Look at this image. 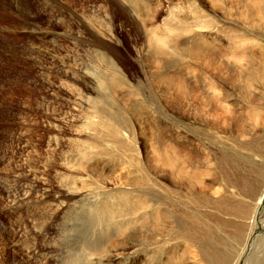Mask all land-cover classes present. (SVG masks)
I'll list each match as a JSON object with an SVG mask.
<instances>
[{
    "label": "rangeland",
    "instance_id": "obj_1",
    "mask_svg": "<svg viewBox=\"0 0 264 264\" xmlns=\"http://www.w3.org/2000/svg\"><path fill=\"white\" fill-rule=\"evenodd\" d=\"M67 5L82 15L81 28ZM263 7L264 0H0V264H76L78 244L100 230L85 232L77 218L92 207L132 206L146 192L175 218L185 207L223 210L214 203L226 199L228 164L217 156L241 154L246 133L264 138ZM75 60L88 81L58 77ZM96 75L116 82L110 99ZM96 110H109L110 121ZM199 195L207 207L192 202ZM257 219L241 264H256L264 251V204ZM40 225L48 226L43 235ZM175 236L170 259L200 264ZM33 244L46 248L44 261L30 259ZM133 246L114 264H146Z\"/></svg>",
    "mask_w": 264,
    "mask_h": 264
},
{
    "label": "bare ground",
    "instance_id": "obj_2",
    "mask_svg": "<svg viewBox=\"0 0 264 264\" xmlns=\"http://www.w3.org/2000/svg\"><path fill=\"white\" fill-rule=\"evenodd\" d=\"M262 9L264 10V7ZM64 11H68V13L72 15L71 19L76 23L74 25H77L78 28L82 27V15L77 14L71 5H69L66 10L64 9ZM261 11L262 10L259 12L263 15L264 12ZM69 21L63 22V24L68 29L69 33H75L74 26L70 25ZM76 33L79 35L80 30L78 29ZM74 46L76 48H82V41L79 36L75 38ZM74 62L76 68L73 70L68 69L66 73L58 77L61 78L62 81L66 78H70L74 83L88 81L90 76L83 74L78 60ZM105 63L112 68L114 67L113 61L109 58H106ZM94 79L98 85V89L101 90L105 96H108V98L117 88L116 82L107 76L100 77L96 75ZM96 112L104 115L109 119L108 121H110L109 110L103 112L96 110ZM245 138L250 139V142L247 143V140H244V138L241 139L244 141L239 140V147L242 150L241 154L230 157L223 152V154L217 156V159H221L228 164L226 170L227 175L224 177L226 178L224 189L226 199H221L214 203L215 207L223 210L204 209L200 211L198 208L189 209L185 207L180 210L182 215L175 218L174 216L164 214V211L157 204H149L150 202L154 203L152 197L149 199L146 198L147 195L152 194L151 192L142 194L138 201L132 206H129L130 202L126 200L116 203L112 206L110 211L101 209L103 212H95L93 210L89 213V209H87L84 211L83 216L80 215L77 218V221L82 224V229L85 230V232L94 233L95 230L92 229L93 224H99L100 230L94 239H85L78 244L82 247L83 258L76 264H114V262L118 260V255L126 256V253L127 255L130 254L131 251L127 247L129 241L134 242L132 248L133 256L143 253L146 258V264H182L181 261L184 262L183 257L177 256L172 260L169 257V251L177 250L178 248L177 243L179 240L176 236L175 238L173 237L175 234L180 236L179 238H182L183 242L188 243L191 249L196 250V252L193 251L194 254L191 253V255L194 256L196 253L199 257L200 264H241V261L245 259L247 247H254L256 239L251 242V244L249 241L255 233L254 229L258 225L257 218L264 204V138L262 140L254 139L251 133H246ZM71 164H73V162ZM74 167L78 168V164H75ZM86 173L88 172L86 171ZM102 182L105 183L104 181ZM188 182L192 183V180L188 179ZM103 183L101 187H104V192L106 186ZM155 186L160 189L159 185ZM75 187L74 190L78 192ZM47 192L44 193L43 190V194L40 195L43 202L50 196ZM98 196L100 195L98 194ZM180 198L189 199V196H181ZM192 202L200 207H207L210 204L209 199H206L203 195L196 196V198L192 199ZM100 203L102 202L99 200V203L95 206L100 208ZM183 203V199H180V204L182 205ZM92 208H90V210ZM85 213L87 214L85 215ZM223 215L237 218L241 223L238 222L233 225V220L225 221ZM161 218L164 221L170 220V223L175 225L176 231H174V227L172 226H169L170 231H164V224L168 222L161 223ZM40 226L39 233L43 235V233L48 231V226ZM172 237L173 239H171ZM114 239L119 240L120 245L118 247L111 246V242ZM175 246H177V248H174ZM28 249L31 260L39 258L44 261L43 251L46 250L45 247L33 244V246ZM158 252L160 255H157ZM185 254L187 253H183V255ZM256 255L259 259L256 264H264V251L256 252L254 256ZM254 256L251 259H255ZM125 259L126 258L122 257L121 264L125 263Z\"/></svg>",
    "mask_w": 264,
    "mask_h": 264
}]
</instances>
